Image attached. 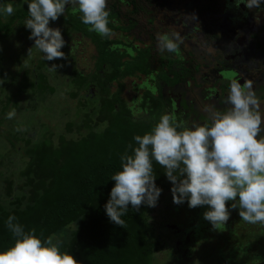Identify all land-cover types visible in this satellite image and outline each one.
<instances>
[{"label":"trees","instance_id":"trees-1","mask_svg":"<svg viewBox=\"0 0 264 264\" xmlns=\"http://www.w3.org/2000/svg\"><path fill=\"white\" fill-rule=\"evenodd\" d=\"M166 2L107 0L112 34L122 33L130 38L129 44L115 41L122 46L117 51L111 49L114 42L109 40L110 36L102 37L89 31V26L81 22L79 12L75 17L67 13L62 18L65 24L95 41L97 73L92 80L99 85V92H93L90 104L87 101L82 103L84 114L78 123L65 125V133L75 134L73 138L58 135L56 138L49 136L31 142L29 135L16 136L15 139L23 144L26 164L18 173L13 188L7 184L9 176L0 172V252L14 244L6 221L9 216H15L26 231L35 229L42 239L49 236L55 239L59 233L71 230L70 239L61 246V250L68 251L79 264H153L157 252L169 249L172 250L173 260L179 263H185L192 254H197L202 263L207 264H264V224L243 221L239 210H232L230 205H226L231 211L230 219L218 230L200 218L208 206L191 210L182 207L185 213H177V217L183 221V230L179 229L181 226L177 222L179 228L166 223L156 227L151 222L156 207L146 205H142L139 211L129 205L128 213L122 217L124 228L110 222L106 215L104 206L115 183L111 177L122 170L121 156L126 151L131 154L129 145L137 146L134 137L149 132L158 123L162 110L160 105L155 106L153 110H146L147 119L135 118L131 107L111 93L110 83H117L116 93L119 96L127 76L135 71L146 75L151 65L159 68L162 74L159 75L160 80L170 85L179 84L186 78L177 69L176 62L164 56V51L161 52L158 47V34H168L173 39L176 36L168 28L155 25L148 10L165 11ZM260 5L264 7V0ZM220 10L221 0H189L190 18L192 22L199 23L207 37L213 36L214 15ZM27 11L28 5L16 11L9 21L0 20V32H6L14 20L25 21ZM145 42H149V45L133 55V44ZM128 48L132 49V53ZM129 66L131 69L127 70ZM105 68L108 69L107 75ZM164 68L170 71L172 78L166 79L162 71ZM193 68L190 71L192 74L195 72ZM118 72H122V75ZM118 77L120 81H117ZM79 80L76 82L77 88L87 90L84 87L86 81ZM22 87L37 88L34 83H25ZM97 95L100 103L97 101L95 106L93 100ZM5 112L6 107L2 106L0 114ZM153 167L155 183L162 189L158 205L164 193L171 192L172 184L164 174L163 167L155 161ZM176 208L173 211L177 212ZM200 209V213L192 214V210ZM191 218L192 226L188 228L184 221ZM187 229L196 231L187 233ZM201 234L207 242L194 247L193 240ZM175 239H178V246L172 243ZM213 239L221 245H216ZM182 255L186 259H182Z\"/></svg>","mask_w":264,"mask_h":264},{"label":"clouds","instance_id":"clouds-1","mask_svg":"<svg viewBox=\"0 0 264 264\" xmlns=\"http://www.w3.org/2000/svg\"><path fill=\"white\" fill-rule=\"evenodd\" d=\"M261 2L236 0V6L244 4L251 9ZM27 5L24 27L34 41L28 54L36 48L46 61L67 59L61 51L66 44L61 29L49 24L65 15L68 5L78 10L89 31L102 37L112 34L107 0H30ZM2 11L11 15L14 8L8 3ZM179 39L158 34V47L161 52H178ZM57 67L53 64L51 68ZM225 103L229 107L215 111L210 124L188 127L174 114H164L149 132L134 137L137 146L129 145L131 154L126 151L121 156L122 170L111 177L115 183L104 206L110 222L124 228L122 217L129 205L135 211L142 205L157 206L162 189L155 183V161L172 184L173 203L187 202L190 209L208 206L203 219L214 230L230 219L228 202H232V210H239L243 221L264 224V113L250 81L241 84L233 80ZM14 116L13 110L7 118ZM6 227L14 244L0 252V264H79L68 251L61 250L60 242L51 236L42 239L35 229L26 231L15 216L8 217Z\"/></svg>","mask_w":264,"mask_h":264},{"label":"rangeland","instance_id":"rangeland-1","mask_svg":"<svg viewBox=\"0 0 264 264\" xmlns=\"http://www.w3.org/2000/svg\"><path fill=\"white\" fill-rule=\"evenodd\" d=\"M29 1L30 0H0L1 22L9 21L13 14L22 9V7L27 6ZM8 3H11L14 8V12L11 15L2 11L3 6ZM187 5L188 0H169V2L165 4L166 10L164 12L151 11H154L153 17L157 25L173 30L175 35L180 37V41L185 44L186 48H191L190 50H193L192 46L194 47V54L196 56H198V54L205 55L206 52L198 48L201 47L202 42L197 34L198 31L195 30L196 26H190L185 18L188 16ZM69 6L70 5L66 6V8L68 9ZM221 7V12L216 16V25L221 24L223 19L234 16L237 12L236 0L233 1V4H229L226 0H222ZM251 11H253L252 8L248 9L247 12H239L236 17L243 18L246 16L248 18V13ZM63 17L64 15L60 16L56 21H50L49 26L52 28H60L65 42L68 40L67 42L69 45L75 46L73 53H70L72 55L68 56L73 61L72 65L70 63L68 64L66 59L46 61L43 58L44 54L36 48H33L31 53L28 54V50L33 47L34 41L28 38L31 32L24 27L25 21L14 20L9 25L6 32H0V109L2 106L6 107V112L0 114V172L4 176L5 174L9 176L7 184L12 188L14 187V182H16L15 180L18 178V173L26 164L23 144L15 139L16 136L26 134L28 137L29 135L32 137L31 139L29 138L31 142H38L49 136L56 138L58 135H65L67 139L73 138L75 134L68 135L65 133V125L68 123H78L84 114L82 103L87 101V103L90 104V96H92L91 91L99 92L97 88L99 85L96 81L92 82L91 78L97 73L95 71V64L98 52L96 51L95 41L92 39H84L79 35H70L67 27L62 23L61 19ZM258 20L259 19H255L254 23H258L256 22ZM241 24H244V22H241ZM109 39L111 41L121 40L129 42L130 38L125 34L115 33L111 35ZM117 47L118 46H116V48ZM111 49H114L112 45ZM61 51H63L67 57V53L70 50L65 44V47H63ZM53 64L58 67L55 69L51 68ZM128 69L130 70L131 66H129L127 70ZM158 72L156 67H153L151 70L153 76ZM204 72H210V69L205 70V68H203V73ZM107 73L108 69L105 68V74L107 75ZM118 74L122 75V72H118ZM138 74L141 73L135 71L130 76H127L129 79H125V86L122 89V93L119 96L118 93H116V97L120 98L122 102H125L128 107L131 106L133 101L134 89L138 87L136 93L141 99L148 91V89H144L145 86L141 84L144 83L145 80L135 78ZM102 77H104L103 74ZM151 77L150 75L148 76V78ZM37 79L38 81H36ZM79 79H84L86 81L84 87H87V90H84L85 88H80L81 90L77 88L76 82L80 81ZM117 81H120V77L117 78ZM148 82L150 84V80H148ZM25 83H34L37 88H23L22 85ZM146 85H148L147 82ZM110 86H112L110 91L114 94L118 87L114 83ZM179 91L180 90H177V92ZM150 92H153V94L157 93L155 90ZM183 98L186 103L192 102L190 107L187 106V109L192 113L191 118H181V122H183L185 126L191 127L192 122L210 124L214 112L202 109L200 104L201 101H199L198 97L191 91H186L183 94ZM154 100L156 101L158 99L154 98ZM97 101L100 103L98 95L93 100L95 106L97 105ZM186 103L184 104L186 105ZM13 110L15 111V116L8 119V113ZM188 113L189 112H186V114ZM151 120L155 122L152 117ZM17 129H19V131ZM0 181H2V178H0ZM231 203L232 202H229L227 205L231 206ZM175 206L178 207L176 208L177 212L173 211ZM182 207L190 209L187 202L181 205L174 204L172 193L168 191L164 193L161 202L156 206L151 222L156 227L165 223L177 226V222L178 225L181 226L180 228L177 227L183 230L185 228L183 226V221L177 217V213L180 215L185 213ZM206 210L207 209H204V211ZM195 212L198 214L201 212V209L199 211L192 210V214ZM165 218L167 220H165ZM200 218H203V216ZM184 222L189 228L192 226L191 223L193 221L191 218L189 221ZM193 231H196V229H187V233ZM71 232V230H67L59 233V235L53 239L54 242L58 241L61 246L64 245L70 239ZM163 234L165 237V233ZM175 240L172 243L178 245V239ZM203 242H207V239L201 234L197 235L192 244L196 247ZM214 243L218 245L220 242ZM254 248L255 247H253V249ZM171 254V249L157 252L154 255L153 264H207L202 263L203 260L200 259L197 254H192L193 258L187 259L188 261L185 263L175 262ZM182 259H186V256L182 255Z\"/></svg>","mask_w":264,"mask_h":264},{"label":"flooded vegetation","instance_id":"flooded-vegetation-1","mask_svg":"<svg viewBox=\"0 0 264 264\" xmlns=\"http://www.w3.org/2000/svg\"><path fill=\"white\" fill-rule=\"evenodd\" d=\"M226 1L229 4H233V1L235 0ZM168 2L169 0H167L166 3ZM186 7L188 16L185 18L190 26H196L195 30L198 31L197 34L200 41L202 42L201 47L198 48L202 51H205L206 53L205 55L198 54V56H196L194 54V47L192 46L193 50H190L191 48H186L185 44L181 42L180 39L178 40V52L173 53L168 52L167 50L164 51V56L170 58L172 61H175L177 69L183 72L184 75H186L185 81L179 84L170 85L167 81H161L159 75L162 74L160 73L159 68H157L159 72L156 75L154 74L153 76V73L151 74V70L154 65H151L150 72L148 74H138L135 78H138L139 80L144 79L145 82L141 84L144 85V89H148V91L147 94L144 95V97H142L141 99L136 93L138 87L134 89L135 91L132 90L134 92L133 101L131 103V106H129L131 107L133 112H135V118L147 119L146 110H153L155 106L159 105L162 107V110L160 112L161 116L164 114H174L177 117L178 122L182 121L181 118H191L192 113L187 108L191 106L190 104L192 102L186 103L183 98V94L186 91H191L198 97L199 101H201L200 104L202 109L212 112L223 111L227 107H229V105H227L225 101L229 92V85L233 80H237L241 84H243L245 81H250L252 83L253 90L260 102L261 112L264 113V7H262V5H260L259 7H253V11L248 13V18L246 16H244L243 18H239L236 17L237 13L248 11L244 4H240L239 7L236 8L237 12L234 16L223 19L222 23L218 25H216V23L214 22V33L213 36L210 37H207V35L202 31L199 23L192 22L190 18L191 14L188 11L189 0ZM148 10L150 12L153 23L157 25L153 17L154 11H151L154 9ZM67 13H69L71 17H75L78 13V10L74 11V9L69 6L64 17H66ZM218 14L214 15L215 20ZM255 19H259L258 21H256L258 22L256 24L254 23ZM241 22H244V24H241ZM62 23H64L63 20ZM64 25L67 27L68 33L70 35H79L84 39L93 40L92 37L84 35L82 32H79L75 28L71 27V25L65 23ZM171 31L175 35V32L173 30ZM67 41L68 40H66V45L70 51L67 53L66 60L68 61V64L70 63L72 65L73 61L68 56L72 55L70 53H73L75 46L69 45ZM112 42H114V44L112 45V47H114L113 50L117 51L122 49L121 45H117V41ZM124 42L126 44H129L130 41ZM148 45L149 42H145L142 44H133L132 48L135 50H133V55H137L138 51L146 48ZM116 46L118 47L116 48ZM128 50L130 49L128 48ZM192 68L195 69L194 74L190 72ZM203 68H205V70L210 69V72L203 73ZM162 71L165 73L166 79L172 78V74L167 68H164ZM189 74L191 76H188ZM149 75L152 77L148 78ZM125 79L128 80L129 78L127 77ZM154 79H157L158 81ZM148 80H150V84ZM146 82L148 85H146ZM112 83L117 85L115 81L111 82L110 85H112ZM111 87L112 86H110L109 88L111 89ZM154 90L157 92L156 94L150 92ZM177 90L180 91L177 92ZM114 94H116V92ZM91 95H93V91H91ZM154 98L158 100L155 101ZM123 103L125 104V102ZM184 103H186V105ZM186 112L189 113L186 114ZM193 124L198 123L192 122V125ZM262 135H264V133H262Z\"/></svg>","mask_w":264,"mask_h":264}]
</instances>
